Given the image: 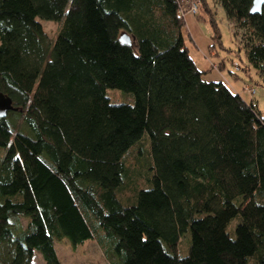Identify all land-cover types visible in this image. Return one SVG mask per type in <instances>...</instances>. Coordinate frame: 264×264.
<instances>
[{"label":"trees","instance_id":"trees-1","mask_svg":"<svg viewBox=\"0 0 264 264\" xmlns=\"http://www.w3.org/2000/svg\"><path fill=\"white\" fill-rule=\"evenodd\" d=\"M252 1L216 0L264 84ZM180 7L0 0V264H61L65 239L110 264H264V116L197 69Z\"/></svg>","mask_w":264,"mask_h":264},{"label":"rangeland","instance_id":"rangeland-1","mask_svg":"<svg viewBox=\"0 0 264 264\" xmlns=\"http://www.w3.org/2000/svg\"><path fill=\"white\" fill-rule=\"evenodd\" d=\"M180 3L181 10L188 14L184 15L183 40L197 69L207 71L205 77L208 79H223L243 100L256 104L264 116V84L245 63L241 32H236L237 37H234L232 26L216 0H180ZM212 21L217 27L215 32ZM42 26L52 39L57 35L60 24L44 21ZM230 226L229 232L233 234L234 224ZM186 242L182 240L179 246L181 256L186 255ZM54 247L61 264H110V259L104 254V247L93 241L73 248L65 239L55 241ZM33 263L43 264L38 254H35Z\"/></svg>","mask_w":264,"mask_h":264},{"label":"water","instance_id":"water-1","mask_svg":"<svg viewBox=\"0 0 264 264\" xmlns=\"http://www.w3.org/2000/svg\"><path fill=\"white\" fill-rule=\"evenodd\" d=\"M264 4V0H253L252 1V6L250 8V13L251 14H258L261 12L262 6ZM119 40L121 43L130 45L131 40L129 36H127L125 33H122L119 37ZM15 108L12 105V101L9 97L5 96L1 91H0V119L5 118L9 111H13Z\"/></svg>","mask_w":264,"mask_h":264},{"label":"built area","instance_id":"built-area-1","mask_svg":"<svg viewBox=\"0 0 264 264\" xmlns=\"http://www.w3.org/2000/svg\"><path fill=\"white\" fill-rule=\"evenodd\" d=\"M183 11H184V12H183ZM180 13H181V15L183 16V15L186 14V11H185V10H180Z\"/></svg>","mask_w":264,"mask_h":264}]
</instances>
